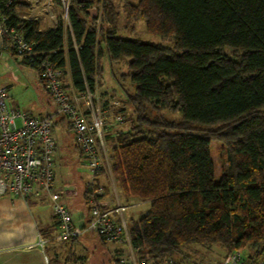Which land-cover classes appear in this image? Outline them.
<instances>
[{
	"label": "trees",
	"instance_id": "16d2710c",
	"mask_svg": "<svg viewBox=\"0 0 264 264\" xmlns=\"http://www.w3.org/2000/svg\"><path fill=\"white\" fill-rule=\"evenodd\" d=\"M92 2L70 1L76 48L71 38L66 46L61 21L49 26L44 17H31L26 1L13 0L7 13L37 51L68 69L79 91L95 90L104 53L113 62L127 58L130 124L107 139L118 189L126 199L150 203L128 226L136 255L171 260L181 247L217 244L227 253L247 247L249 261L262 258L264 0L124 1L131 22L142 18L147 32L172 38L173 47L118 36L112 0H102V19L111 25L97 30ZM211 140L223 144L226 156L218 181ZM49 231L40 234L46 239Z\"/></svg>",
	"mask_w": 264,
	"mask_h": 264
},
{
	"label": "rangeland",
	"instance_id": "374dc122",
	"mask_svg": "<svg viewBox=\"0 0 264 264\" xmlns=\"http://www.w3.org/2000/svg\"><path fill=\"white\" fill-rule=\"evenodd\" d=\"M112 1L117 11L115 24L118 36L125 39L139 40L143 43L162 44L167 47H173L174 41L172 38H162L160 35L147 32L142 18L131 22L124 5L125 0ZM127 1L132 4H137L138 2V0ZM97 4L98 1L96 0H93L90 4V9L92 10L90 12L91 16L97 14L98 9H93ZM33 10L30 14L31 16L44 15L40 7H35ZM105 20L107 19L105 18ZM109 23L111 22L109 21ZM103 24L108 27L105 22ZM64 36L67 46L71 36L67 31L64 32ZM73 48H76L74 42ZM225 51L228 54H235L229 48H225ZM126 61L127 58H121L117 62H113L104 53L101 58L102 71L99 74L100 79L95 91L98 96L97 105L104 111L102 132L105 153L107 154V161L106 163L104 162V166L99 172L97 183L100 185L104 183L106 185L107 193L106 195L103 194L102 201L107 205L113 206L118 199L122 204L127 205L124 219L128 228L133 221L149 210L150 203L134 197L126 199L123 196L112 176L109 160L112 143L107 139V136L127 130L130 124L132 107L127 100L128 95L134 92V86L131 84L129 78L123 75L127 70ZM63 79L66 87L69 88L66 73H64ZM0 87H5L6 89V104L9 106L27 111L37 117L48 113L55 114V104L44 90L36 70L28 67L21 61H14L6 50L2 51L0 58ZM163 112L168 118L180 117L179 112H169L166 110ZM55 120L59 121L54 127V136L57 140V149L54 154L52 167L54 186L56 189L62 191L61 202L75 215L76 220L74 219V225L79 229V233L69 239H57L54 236L57 227L55 224L52 225L50 200H35L33 197H30L28 201H30L34 212L39 214L42 226H45L44 228L48 226L50 229L46 237V245L44 246L45 254L48 257L47 264H121L120 259H123L126 264H221L225 256L230 253H227V250L217 244L209 247L194 244L181 247L180 252L174 255L171 260L149 259L141 261L134 249L131 254L132 250L127 245L102 240L93 232L85 231L84 225L88 216V207L84 200L83 189L86 187L89 172L83 164V157L69 129L67 117L56 113ZM209 150L214 166V177L218 181L222 169L226 166L223 144L217 140H211ZM40 195L38 198L46 196L44 192ZM236 251L240 252L243 260L247 259V255L250 252L247 247H242Z\"/></svg>",
	"mask_w": 264,
	"mask_h": 264
},
{
	"label": "built area",
	"instance_id": "2783aa9c",
	"mask_svg": "<svg viewBox=\"0 0 264 264\" xmlns=\"http://www.w3.org/2000/svg\"><path fill=\"white\" fill-rule=\"evenodd\" d=\"M13 0L0 3V40L4 47L11 48L14 56L36 70L44 90L55 104V114L33 116L27 111L6 104V89L0 87V196H20L27 200L40 197L44 192L51 202L57 223L54 236L59 240L69 239L79 233L72 221L68 207L61 202L62 191L54 187L53 159L57 149L54 136L55 115L67 117L69 129L83 157V164L89 172L86 181L84 200L88 209L84 230L101 235L106 241H114L131 246L124 212L127 205L116 202L108 206L102 201L103 186L98 184L99 172L107 161L103 140L104 111L97 105L96 91L86 88L77 90L69 72L52 64L43 52L35 49L33 42L10 21L7 10ZM29 4V15L35 7H40L46 20L56 25L61 21L64 32H69L73 40L68 11L71 0H24ZM96 28L101 23L110 26L102 19V0L93 9ZM31 16V15H30ZM38 17V16H31ZM74 42V40H73ZM68 78L69 88L63 79ZM46 239L38 237L36 245L43 248ZM47 260V259H46ZM121 264H126L120 259ZM221 264H264V256L252 261L243 260L239 251L225 256Z\"/></svg>",
	"mask_w": 264,
	"mask_h": 264
},
{
	"label": "crops",
	"instance_id": "0c3cea01",
	"mask_svg": "<svg viewBox=\"0 0 264 264\" xmlns=\"http://www.w3.org/2000/svg\"><path fill=\"white\" fill-rule=\"evenodd\" d=\"M45 22L52 26L46 18ZM3 50H6L14 61H20L8 47L2 45L0 40V58ZM102 186L106 185L103 183ZM34 199L49 200L47 196ZM116 201L120 202L119 199ZM71 216L75 223L76 218L72 212ZM51 218L53 219V211ZM41 222L39 214L34 212L30 201L20 196H0V264H47L48 257L45 254V247L41 248L36 245L38 237L41 236L40 230L45 229Z\"/></svg>",
	"mask_w": 264,
	"mask_h": 264
}]
</instances>
